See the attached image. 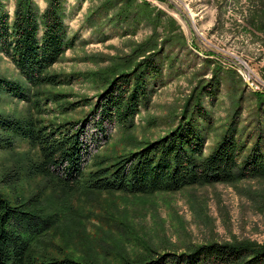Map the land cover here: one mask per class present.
Returning a JSON list of instances; mask_svg holds the SVG:
<instances>
[{
    "label": "rangeland",
    "instance_id": "1",
    "mask_svg": "<svg viewBox=\"0 0 264 264\" xmlns=\"http://www.w3.org/2000/svg\"><path fill=\"white\" fill-rule=\"evenodd\" d=\"M38 2L46 6L45 0ZM103 2L67 0L72 13L67 22L76 44L49 70L62 83L41 86L36 89L41 94L29 101L1 92V112L32 114L45 123L85 118L103 88V77L126 63L156 26L159 47L168 58L162 76L151 80V105L141 108L129 131L111 126L109 141L98 140L101 135L88 124L83 136L91 152L86 171L97 153H121L139 140L169 132L195 88L210 85L214 74L219 75L213 82L217 86L213 90L208 86L203 96L211 120L205 154L216 146L234 115L251 144L264 132V102L256 95L264 92V0H136L149 4L157 17L138 25L136 32V21L117 23L100 14L97 8ZM9 7L12 11L13 1ZM0 76L25 82L1 54ZM13 137V149H0V188L11 201L36 194L45 209L62 201L70 208L49 231L50 242L41 244L56 255L63 247L62 252H75L89 264H125L211 242L264 244V173L178 191L128 194L79 188L65 194L58 179L29 173L31 162L40 157L39 148L31 147L22 135Z\"/></svg>",
    "mask_w": 264,
    "mask_h": 264
},
{
    "label": "trees",
    "instance_id": "2",
    "mask_svg": "<svg viewBox=\"0 0 264 264\" xmlns=\"http://www.w3.org/2000/svg\"><path fill=\"white\" fill-rule=\"evenodd\" d=\"M45 2L42 8L38 0H0V54L10 59L25 81L0 76V93L29 101L32 95L41 94L36 90L41 86L62 83L49 70L75 46L77 36L67 22L72 14L67 0ZM97 11L117 23L136 21L134 32L145 21L157 19L149 4L143 6L136 0H104ZM158 34L154 26V32L135 46L126 63L107 72L91 112L79 121L45 123L32 114L0 111V149L14 148L13 134L27 138L31 147L39 148L40 156L29 165V173L58 179L65 194L79 188L128 194L178 191L264 173V132L251 144L250 136L240 132L237 115L213 150L205 154L211 120L203 96L208 86L211 90L217 86L213 82L218 74L210 85L195 88L169 132L154 140H139L121 153H97L86 171L91 152L83 136L88 124L101 135L98 140L109 141L111 126L129 131L141 108L149 109L154 94L151 80L162 76L168 58L159 47ZM256 95L264 102L263 91ZM39 102L37 99L35 105ZM39 203L36 194L11 201L0 188V264H89L91 261L75 252H62L63 247L57 255L41 247L44 241L50 242L49 231L70 208L63 201L55 202L51 209ZM156 254L125 264H264V244L252 241L211 242L181 253Z\"/></svg>",
    "mask_w": 264,
    "mask_h": 264
},
{
    "label": "water",
    "instance_id": "3",
    "mask_svg": "<svg viewBox=\"0 0 264 264\" xmlns=\"http://www.w3.org/2000/svg\"><path fill=\"white\" fill-rule=\"evenodd\" d=\"M249 83V82H248ZM250 85H252L251 83H249Z\"/></svg>",
    "mask_w": 264,
    "mask_h": 264
}]
</instances>
